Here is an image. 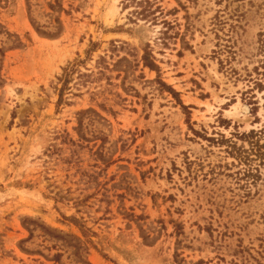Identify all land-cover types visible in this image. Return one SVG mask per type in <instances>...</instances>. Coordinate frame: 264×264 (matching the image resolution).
<instances>
[{"label":"rangeland","instance_id":"rangeland-1","mask_svg":"<svg viewBox=\"0 0 264 264\" xmlns=\"http://www.w3.org/2000/svg\"><path fill=\"white\" fill-rule=\"evenodd\" d=\"M0 264H264V0H0Z\"/></svg>","mask_w":264,"mask_h":264},{"label":"trees","instance_id":"trees-1","mask_svg":"<svg viewBox=\"0 0 264 264\" xmlns=\"http://www.w3.org/2000/svg\"><path fill=\"white\" fill-rule=\"evenodd\" d=\"M145 67H148L150 70H153V71H155V72H159L158 67H157L155 64L151 63V62L145 63ZM170 92H171L172 94H176V93H175L173 90H171V89H170ZM182 108H183V109H186V107H184V106H182Z\"/></svg>","mask_w":264,"mask_h":264},{"label":"bare ground","instance_id":"bare-ground-1","mask_svg":"<svg viewBox=\"0 0 264 264\" xmlns=\"http://www.w3.org/2000/svg\"><path fill=\"white\" fill-rule=\"evenodd\" d=\"M242 111H243V110H242ZM244 111H245V110H244ZM237 114H238L237 111L233 112V116H237Z\"/></svg>","mask_w":264,"mask_h":264}]
</instances>
